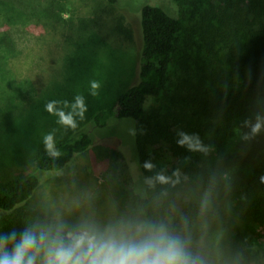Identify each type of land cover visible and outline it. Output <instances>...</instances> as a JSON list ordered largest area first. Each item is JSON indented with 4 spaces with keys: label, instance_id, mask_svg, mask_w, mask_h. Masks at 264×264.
<instances>
[{
    "label": "trees",
    "instance_id": "16d2710c",
    "mask_svg": "<svg viewBox=\"0 0 264 264\" xmlns=\"http://www.w3.org/2000/svg\"><path fill=\"white\" fill-rule=\"evenodd\" d=\"M167 2L168 10L150 3L141 7L135 80L95 104L97 110L85 111L80 126L62 133L53 143L59 155L41 142L28 156L32 166L12 169L25 162L17 153L19 137L29 133L13 113L14 101L0 94V238L15 232L18 241L27 229L64 226L27 202L44 174L62 171L89 148L91 128L125 121L143 182L120 193L124 228L165 226L182 243L190 264H264V0ZM10 6L0 0V17L12 20L6 14ZM10 40L5 32L0 44ZM13 79L0 61V85L16 88L20 81ZM39 97L29 105L48 115L49 102ZM167 153L173 162H166ZM186 179L203 199L184 201L175 218Z\"/></svg>",
    "mask_w": 264,
    "mask_h": 264
},
{
    "label": "rangeland",
    "instance_id": "374dc122",
    "mask_svg": "<svg viewBox=\"0 0 264 264\" xmlns=\"http://www.w3.org/2000/svg\"><path fill=\"white\" fill-rule=\"evenodd\" d=\"M7 1L16 8L10 6L6 11L12 20L0 17V39L5 32L11 39L6 46L0 44V61L9 67L13 80L20 83L16 88L1 84L0 94L8 102L14 101L11 106L17 111L13 113L18 112V119L28 127V136L19 137L17 152L25 162L12 168L19 170L32 166L28 156L36 144L45 142L46 135L51 134L55 143L67 129L74 130L84 122L85 115L81 118V112L97 110L95 107L108 101L125 82L135 80L142 43L141 7L150 3L168 10V2ZM185 21L188 26L187 15ZM93 81L100 87L95 90V99L88 102L87 94L92 97L91 93L83 94L81 89L93 91ZM37 96L39 100L56 102L52 112L47 110L48 115L34 113V105H29ZM61 111L71 117L75 127L54 124L57 119L61 121ZM63 126L66 127L61 129ZM91 129L89 148L76 154L62 171L44 174L26 205L57 219L66 228L82 224L124 227L120 193L134 187L138 180L140 184L143 182L129 124L120 121L109 128H95L94 132ZM173 161L174 157L167 153L166 162ZM1 173L5 176L11 172ZM192 199H203L202 192L192 180L186 179L176 198L175 218L181 215L182 203Z\"/></svg>",
    "mask_w": 264,
    "mask_h": 264
},
{
    "label": "clouds",
    "instance_id": "9594fccd",
    "mask_svg": "<svg viewBox=\"0 0 264 264\" xmlns=\"http://www.w3.org/2000/svg\"><path fill=\"white\" fill-rule=\"evenodd\" d=\"M91 87L92 95H97L95 90L100 84L93 81ZM77 100L82 106L79 96ZM55 103H48L46 109L52 112ZM59 116L62 123L75 127L71 117L63 111ZM44 139L48 151L59 155L53 151L52 135L48 134ZM187 140L185 137L179 143L184 144ZM0 264H190V258L179 239L170 235L163 225L130 230L82 224L73 228L60 226L55 231L27 229L18 241L17 234L12 232L10 236L0 238Z\"/></svg>",
    "mask_w": 264,
    "mask_h": 264
}]
</instances>
